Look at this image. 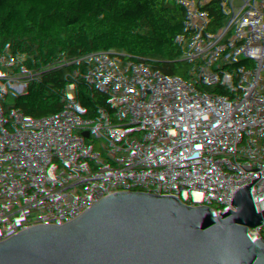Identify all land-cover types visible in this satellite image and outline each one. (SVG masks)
Instances as JSON below:
<instances>
[{
    "label": "trees",
    "instance_id": "obj_1",
    "mask_svg": "<svg viewBox=\"0 0 264 264\" xmlns=\"http://www.w3.org/2000/svg\"><path fill=\"white\" fill-rule=\"evenodd\" d=\"M229 12L213 22L221 0H0L16 5L28 18L11 25L0 15V205L20 192L35 195L54 187H70L85 195L108 198L127 210L150 213V201L137 172L144 166L145 145L128 129L110 122L111 111L141 82L163 83L172 75L181 85L172 99L146 98L145 121L182 108L186 116L222 100V92L208 93L206 85L225 79L221 43L244 33L264 42V0H231ZM120 6L116 24L106 28L105 11ZM85 6L74 27L64 19L67 8ZM244 8L255 12L244 15ZM183 11L184 14H181ZM189 38L183 42L185 29ZM56 27L63 32L56 33ZM160 29L169 30L167 48L151 44ZM31 33L61 39L72 33V44L108 43L111 53L96 73L76 79L66 64L51 55ZM61 36V37H60ZM45 54V57H38ZM168 101L170 108L162 107ZM167 144L174 165L186 159L178 138ZM80 189V190H79ZM83 189L87 191H83ZM36 202L6 206L0 218V253L20 248L23 226ZM37 233L54 253L68 243V232L40 215Z\"/></svg>",
    "mask_w": 264,
    "mask_h": 264
},
{
    "label": "built area",
    "instance_id": "obj_2",
    "mask_svg": "<svg viewBox=\"0 0 264 264\" xmlns=\"http://www.w3.org/2000/svg\"><path fill=\"white\" fill-rule=\"evenodd\" d=\"M227 5L232 1L221 0L215 25L228 16ZM241 13L255 14L248 8ZM190 33L187 26L183 42ZM220 48L225 79L208 83L206 91H221L223 101L212 100L192 116L175 108L145 121L146 98L169 100L183 91L167 75L161 84L139 83L111 111L110 122L145 145L136 178L150 213L70 187L33 196L24 190L0 205L2 218L6 206L36 202L23 226L24 244L0 253V264H264V177L258 176L264 165V42L244 33ZM173 137L186 152L179 165L167 144ZM40 215L68 232V243L54 253L37 233Z\"/></svg>",
    "mask_w": 264,
    "mask_h": 264
},
{
    "label": "rangeland",
    "instance_id": "obj_3",
    "mask_svg": "<svg viewBox=\"0 0 264 264\" xmlns=\"http://www.w3.org/2000/svg\"><path fill=\"white\" fill-rule=\"evenodd\" d=\"M90 1L93 4H96L100 0H90ZM121 5H122V3H120L118 5V7H111L107 11H105L103 18L107 19L106 28H110L114 24H116V18H115L116 16L115 15L120 16V15H124L126 13V11H124L120 7ZM73 9H75V7L71 8L70 10L64 11V19L70 27L73 23V21H71V20H73L72 17L74 15L71 13V12H74ZM20 18H22L24 20H28V18L25 17L22 13L20 15ZM56 29H57L56 33H58L59 35L62 36L63 32L60 31L58 27H56ZM33 34H35V33H31V38H33L34 40H37V41L41 42L42 44H44L48 49H50L51 54L55 55V53H60L62 55V59H60L61 57H57V56H55V58H57V60L60 59L61 60L60 62L65 63L66 67H69V71H73V70H71V68L77 69L78 68L77 65H84L85 64L84 61L88 60L93 55H95L97 57V64H96V66H97L98 64H100L102 62V59L106 55L111 53V49H110L108 43L102 42V41H84V42H78V43L73 45L71 43L73 40V37H74V36H72V33L69 34L68 36H66L65 40H64V35L61 39H58L56 36H53V34H44L51 41V44H47L44 41L37 39V37H34ZM89 43H93L94 45L95 44H101V50H99L97 52L89 50L88 48L91 46V45H89L87 47V45ZM63 53H64V55H63ZM38 57H40V58L45 57V54H40ZM76 59H78V61H75ZM74 71H77V70H74ZM167 106L170 107L169 103ZM258 176L264 177V165L262 167V171L259 172ZM83 191H87V190L83 189Z\"/></svg>",
    "mask_w": 264,
    "mask_h": 264
},
{
    "label": "water",
    "instance_id": "obj_4",
    "mask_svg": "<svg viewBox=\"0 0 264 264\" xmlns=\"http://www.w3.org/2000/svg\"><path fill=\"white\" fill-rule=\"evenodd\" d=\"M85 9V6H81V7H75V10H81V12L76 15V19L73 21L71 27H74L76 25V23L78 22L79 18L81 17L83 11ZM72 11V10H71ZM0 15L3 16L4 18L10 20L11 25H15L19 22V18L21 15V10L19 9L18 6L16 5H11V6H0ZM35 36L37 35H44L43 33L41 34H33ZM168 42H169V30L168 29H160L158 30L155 35L153 36L152 40H151V44H157L159 45L160 49L162 51H164L167 46H168ZM52 56L55 57L54 54H51ZM58 61H61L60 59H58ZM67 75L72 77V78H76V79H84V78H88L92 75H94L96 73V68L95 70L90 73V74H86L84 76H74L69 72V67H67ZM192 124H198L199 120L198 119H192Z\"/></svg>",
    "mask_w": 264,
    "mask_h": 264
},
{
    "label": "bare ground",
    "instance_id": "obj_5",
    "mask_svg": "<svg viewBox=\"0 0 264 264\" xmlns=\"http://www.w3.org/2000/svg\"><path fill=\"white\" fill-rule=\"evenodd\" d=\"M73 10H74V12H71V13L74 14V15L72 17L73 20H71V21H74L76 19V15H78L81 12V10H77V11L75 9H73ZM34 37H37V39H40V40L44 41L47 44H51V41L45 35H37V36L34 35ZM88 46L89 45H87V47ZM90 47L88 49L89 50H92V51H95V52L101 50V44H95V45L94 44H91ZM63 55H64V53H63ZM55 56L61 57L60 59H62V55L60 53H55ZM75 61H78V59H76ZM84 62H85L84 65H77L78 66L77 69H75V68L72 69L71 68V70H73V71H69V72L72 75H74V76H84L86 74L92 73L95 70V68H96L97 57L95 55H93L88 60H85ZM74 70H77V71H74Z\"/></svg>",
    "mask_w": 264,
    "mask_h": 264
},
{
    "label": "crops",
    "instance_id": "obj_6",
    "mask_svg": "<svg viewBox=\"0 0 264 264\" xmlns=\"http://www.w3.org/2000/svg\"><path fill=\"white\" fill-rule=\"evenodd\" d=\"M180 13H181V14H184V12H183V11H180Z\"/></svg>",
    "mask_w": 264,
    "mask_h": 264
}]
</instances>
